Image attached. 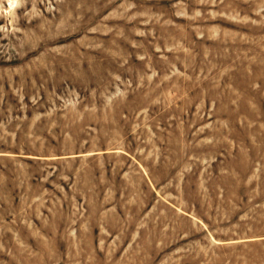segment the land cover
Wrapping results in <instances>:
<instances>
[{
  "label": "rangeland",
  "instance_id": "374dc122",
  "mask_svg": "<svg viewBox=\"0 0 264 264\" xmlns=\"http://www.w3.org/2000/svg\"><path fill=\"white\" fill-rule=\"evenodd\" d=\"M0 264H264V0H0Z\"/></svg>",
  "mask_w": 264,
  "mask_h": 264
}]
</instances>
